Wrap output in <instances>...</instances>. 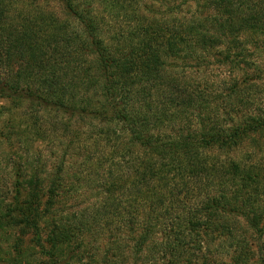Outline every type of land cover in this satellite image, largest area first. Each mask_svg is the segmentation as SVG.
I'll use <instances>...</instances> for the list:
<instances>
[{
    "label": "trees",
    "instance_id": "obj_1",
    "mask_svg": "<svg viewBox=\"0 0 264 264\" xmlns=\"http://www.w3.org/2000/svg\"><path fill=\"white\" fill-rule=\"evenodd\" d=\"M263 35L264 0H0L1 113L44 112L32 130L10 121L20 143L48 139V123L52 144L82 153L65 185L62 164L48 173L37 154L34 168L6 158L0 235H30L43 263L61 264L111 219L124 239L135 234L133 253L161 259L217 231L232 248L226 264H248L242 230L264 232V111L250 113L264 88L238 73L258 69L250 56ZM92 182L104 196L92 219L58 208ZM22 242L7 245L6 264H25Z\"/></svg>",
    "mask_w": 264,
    "mask_h": 264
},
{
    "label": "rangeland",
    "instance_id": "obj_2",
    "mask_svg": "<svg viewBox=\"0 0 264 264\" xmlns=\"http://www.w3.org/2000/svg\"><path fill=\"white\" fill-rule=\"evenodd\" d=\"M50 6L55 5L53 1H48ZM195 10L194 3L189 2V4L182 5L181 11L185 14H190ZM257 43L262 46V50L258 54L250 56L252 62L256 61L258 64V69L255 65L252 64L249 69H247L248 75H240L238 73V78H244L246 76H251V79L254 80L259 86L264 88V35L258 36ZM219 71V70H218ZM225 75L223 71L217 73L216 70L213 71V74ZM224 77V76H222ZM249 79V80H251ZM9 103L3 99H0V169L3 170L2 178L0 179V187L5 189L12 188V178L8 174L10 167L6 164L5 159L10 162H16L21 158L26 159L27 164H30L32 168L35 167L34 159L37 154L40 157L41 168L48 171V173H53V169L56 165L62 164L64 176L62 178L61 184L65 185L67 179L71 174H77L81 171V161L82 154L80 151L74 150V146L66 147V142L61 141L59 144L50 142V139L54 136L51 128L48 127L47 123L44 126V129L49 134L48 139H38L33 136V133H30L28 138L25 139V143L21 144L22 140H18L13 133L14 130L10 125V121L17 122L20 120V126L25 127L27 130H32L36 123V120L40 119L44 112H35L36 117L27 116L28 110L26 106L18 107L14 111H10V116L2 114L8 113L7 107ZM254 107V109H253ZM251 107L250 113L254 114L256 108L258 110L264 111V89L261 90V93L256 99L255 105ZM50 118L55 121H60L61 117L56 116L55 113L49 114ZM43 119V117L41 118ZM58 123V122H55ZM13 131V132H12ZM61 133L59 128L55 127V132ZM6 135L8 137H6ZM257 136V135H256ZM255 136V137H256ZM9 138V139H7ZM68 141V138L66 139ZM260 146H263L260 155L264 158V138H259ZM253 141H247L236 150L233 151V156L237 159L246 158V150L251 149L250 145ZM68 149V154L65 155V150ZM249 160V157H247ZM16 160V161H15ZM94 182L90 185H85L84 188L79 189L74 195L66 196V199L62 200V203H58V208L66 214L73 212L74 214H79L82 211L84 212L87 209L89 214L85 215V218L92 219V216L95 215V210L98 209V200L103 199L104 196L99 194L100 190L96 187ZM9 194H12L11 192ZM91 208V209H90ZM104 222V220H103ZM118 221L111 219L103 227L104 230L96 233L93 230L89 234H86L82 246H74L72 251H69L70 256L61 261V264H155L154 260L158 264H202L204 259L208 261V264H226L230 262L229 252L232 251V248H228L227 242L224 241L225 236L221 235L217 231L209 234L208 236L202 235L198 240L194 237L189 239L188 236L184 239L183 249L184 252L178 258L169 257V254L163 259V255L157 254L155 248L143 250L139 254L132 252V249H129L134 244L135 234L131 237L124 239V232L119 233L118 227H115ZM243 236L248 240L251 255L249 256L248 264H264V232L258 234L253 231L242 230ZM19 238L23 240V249L27 247L28 255L23 259L25 264H45L43 261L45 257L39 253V249L33 244H30L28 239L30 235L21 236L17 231L9 235H0V264H6L7 257L2 253L4 250H7V245L15 239ZM155 241H159L160 237H156ZM229 251V252H227ZM31 253L32 257L29 256ZM44 258V260H43ZM32 262V263H31Z\"/></svg>",
    "mask_w": 264,
    "mask_h": 264
}]
</instances>
